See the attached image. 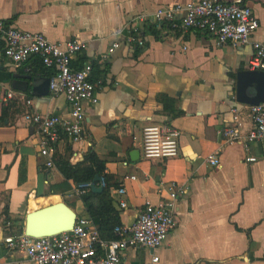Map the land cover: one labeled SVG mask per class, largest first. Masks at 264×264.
<instances>
[{"label":"crops","instance_id":"0c3cea01","mask_svg":"<svg viewBox=\"0 0 264 264\" xmlns=\"http://www.w3.org/2000/svg\"><path fill=\"white\" fill-rule=\"evenodd\" d=\"M188 1L0 0L3 24L39 31L54 42L78 35L87 45L73 57V67L93 60L96 76L106 71L95 89L97 102H83V139L61 141L53 166L45 168L38 136L23 118V99L30 98L40 113L66 115L70 109L63 95L37 89L54 69L42 66L35 55L16 67L3 56L0 39V90L16 93L8 106H0V264H29L23 252L10 251L2 242L7 233H26L28 213L62 201L77 217H89L77 184L63 178L54 160L77 164L90 149L110 181L126 186L127 208L119 207L117 196L109 204L124 225L135 222L146 202L158 204L168 196L171 184L181 191L178 226L155 250L128 248L122 264H149L155 255L160 264H264V143L246 149L250 104L238 102L235 94L237 73L250 69L252 43L217 46L197 29L181 33L154 21L157 8ZM252 1L259 27L251 40L264 43V0ZM136 15L144 17L142 48L124 43L123 27ZM114 42L120 45L98 61ZM161 94L172 100L167 108L158 99ZM234 107L240 113V140L228 145L218 132L236 125ZM161 123L180 131L179 155L165 162L144 158L140 145L142 128ZM212 153L220 157L217 168L206 161ZM249 155L256 161L246 162ZM62 218L54 210L33 222L42 226Z\"/></svg>","mask_w":264,"mask_h":264},{"label":"built area","instance_id":"2783aa9c","mask_svg":"<svg viewBox=\"0 0 264 264\" xmlns=\"http://www.w3.org/2000/svg\"><path fill=\"white\" fill-rule=\"evenodd\" d=\"M252 0H189L186 3H172L161 6L153 13L154 21L164 22L173 30L181 33L197 29L212 38L217 46H239L252 43L253 52L249 59L250 70L264 71V43L252 41L259 27V20L253 12ZM142 15L132 17L123 27L124 43L127 47L146 46L141 27ZM3 39V56L16 67L23 65L31 55L39 58L42 65L54 69L50 77L48 90L52 96L63 95L69 112L66 115L40 113L32 109V100L23 99V118L35 130L38 136L40 154L46 158L44 167L53 166L58 145L64 139L78 141L84 137L86 113L83 102H97L95 89L103 79L94 80L93 60H87L80 67L72 65L73 57L86 48V41L76 35L65 43L54 42L41 32H32L5 25L0 21V39ZM120 45L114 42L107 53L99 55L98 61L106 60L108 54ZM183 46V50H185ZM12 89L0 90V106H8L15 99ZM235 124L219 130L223 142L229 144L240 140V113L232 108ZM251 128L246 132L243 143L246 149L255 142L264 143V102L250 105ZM180 131L168 124H149L142 128L140 145L143 157L149 160L165 162L179 155L178 138ZM217 153L208 155L206 161L212 168L220 165ZM257 157L249 155L246 162H254ZM102 178V177H101ZM124 179L134 180V175H125ZM90 182L76 186V194L82 195L90 189ZM104 185L103 178L100 182ZM162 183L159 191L163 193ZM181 191L171 184L168 196L158 204L146 202L138 211L132 225H117L115 239L100 236L97 225L89 217H77L72 229L31 237L25 233H7L2 242L10 251L23 252L29 264H122V258L128 248H149L155 250L161 246L177 226L175 209ZM112 198L122 209L127 208L124 184L111 190ZM149 264H160V258L151 257Z\"/></svg>","mask_w":264,"mask_h":264},{"label":"trees","instance_id":"16d2710c","mask_svg":"<svg viewBox=\"0 0 264 264\" xmlns=\"http://www.w3.org/2000/svg\"><path fill=\"white\" fill-rule=\"evenodd\" d=\"M40 64L42 65L41 61ZM105 73V68H102L98 71V76H96L94 71V80L103 79L104 81ZM158 99L163 102L164 107L166 108L167 103H172V100L164 94L158 95ZM0 121L3 122L2 119ZM98 158L99 157L96 152L90 149L85 158H83V160L77 164H72L69 162V160H65L63 158H56L54 163L63 178L65 180L71 179L75 184H77V186H79L80 183L91 182L95 174H98L103 178L105 184L103 192L96 193L91 189H86L82 195H79V198L82 201L91 220L94 221V223L98 226V229L101 233L100 236L107 240H114V229L117 227V225H121L122 222L119 221L117 217L118 213L113 212V209L109 204L112 201L111 190L113 186L116 187L119 185V183H113L110 181L111 177L105 172V166Z\"/></svg>","mask_w":264,"mask_h":264},{"label":"water","instance_id":"95a60500","mask_svg":"<svg viewBox=\"0 0 264 264\" xmlns=\"http://www.w3.org/2000/svg\"><path fill=\"white\" fill-rule=\"evenodd\" d=\"M48 82H50V78L37 89L42 93H47ZM235 94L236 100L241 103L257 105L260 102H264V71L250 69L239 71L235 83ZM101 180V176L95 174L89 183L90 189L96 193L103 192L105 187L100 183ZM54 210H58L62 214L63 218L61 221H47L48 223H45L42 226L36 225L33 222L35 217L48 215ZM76 218L77 216L75 212L64 202L60 201L53 205L41 208V210H35L28 213L25 234L31 237H42L43 235L69 230L74 227Z\"/></svg>","mask_w":264,"mask_h":264}]
</instances>
